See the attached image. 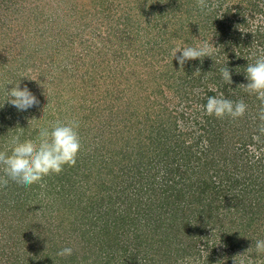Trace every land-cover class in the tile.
<instances>
[{
  "label": "rangeland",
  "instance_id": "374dc122",
  "mask_svg": "<svg viewBox=\"0 0 264 264\" xmlns=\"http://www.w3.org/2000/svg\"><path fill=\"white\" fill-rule=\"evenodd\" d=\"M91 1L87 0L86 4L89 6ZM15 4L19 6L18 9L15 8ZM74 6L78 10L86 7L84 2H73L72 0H0V102H4L3 105L9 104L6 102L8 97L5 89L10 90L19 80L21 89L26 85L39 100L38 105L26 111H20L10 105V107L8 106L10 109H7L6 113L0 114L2 116L0 119L5 115L11 118L9 125L0 124V147H10L12 137L21 132L23 133L21 140L34 139L38 135L40 127H48L50 122L57 119L78 121L82 149L77 159L86 169L91 167L98 169L100 165L103 166L102 169L99 168L100 171L88 173V177H86L88 181L85 183L89 185L90 182L93 185L95 182L102 183L107 180L105 183L109 187L108 193H111L113 200L106 202L105 205L102 203L103 205L100 206L107 207V213L109 215L115 213L116 216L117 212L118 214L121 211L123 213V203H121L120 197L123 195V191L111 189V186L117 184L123 189V178L127 181L132 180L127 170H124L127 164H125L124 158L129 148L127 138L131 139L137 133L136 123H138V127H144L143 130L149 132L145 117L151 113L156 134L159 135L165 128L160 126V122L163 121L160 115L162 111L158 114V110H168L169 118L166 122L172 123L171 127L176 131V139L181 144L188 138V142H186L188 145V143L195 142L192 138L195 139L196 135L202 132L201 125H196L195 121L199 120L203 124L205 122L203 116L196 118L194 116L196 113L192 114L197 104L190 107L186 105L185 101L179 103L178 98H182V94L175 95L172 90H165L161 93L158 86L143 83L155 82V79L158 80L156 82H172L171 74L174 73L168 68H165L164 71V68L161 67L165 64L164 62L160 63V67L156 65L154 67L157 72L160 69L164 73L168 71L170 76L157 78L155 71L151 73V67L138 65L139 61L136 62L132 59L130 51H128L130 56L127 53L129 58L127 60L123 56L121 28L120 30L111 29V19L112 21L114 19L108 17L105 10L95 18V16L80 14ZM35 7H38V10ZM96 8L93 4L89 7L90 12L96 13ZM114 8L112 1L111 10L107 11L114 14L116 16L114 22L121 25L120 19L123 14L121 15L120 12L122 11L119 12ZM119 24L116 23V26H120ZM151 30L153 29L151 28ZM159 33L161 32L157 30L153 35ZM40 43H43L42 46L37 48L36 45ZM139 60L141 61V58ZM133 68H136L135 70L139 73L138 76L130 77L126 72ZM22 76L26 77L21 78ZM129 84L134 86V96L126 95L128 90L123 93V89L129 87ZM199 84L200 82H194L193 85L201 88ZM182 87L184 86H179V88ZM155 98L156 105L151 102ZM127 113L131 115V123H128L129 128L134 130L131 135L123 133L125 125L123 117L127 118ZM31 119L33 120L29 124ZM253 122L254 118L253 120L252 117L248 119L245 115L246 129L243 130V133L238 126L229 128L230 123L227 119L218 118L214 123L217 132L223 133L222 146L224 150H229L233 156L237 154L238 164L243 166H238L237 163L233 166V170L240 176L238 177L240 183L245 182L248 186L241 195L239 189L234 190L238 199L233 201L234 210L232 209V211L235 212V217L238 219L223 222L228 230L229 226L239 230H233L226 239L218 231L220 226L211 221L214 219L210 220L207 214L202 215L206 218L199 217V221H196L194 220L197 218L196 216L191 214L189 216L190 211L194 209L189 207L186 214H183V211L181 212L179 209V214H181L179 220H174L172 227L168 226V236L172 233L171 258L164 261L163 264H235L234 257L237 255H242L236 257L238 262L242 261V264H256L255 240L264 239V141L261 139L262 136L264 137V122L256 127ZM163 126H165L164 123ZM3 132L7 133V137L4 136L5 140L1 137ZM206 143L202 141L200 146L206 147ZM140 147L139 157L144 152V148ZM100 150L106 151L107 154L111 153L114 159L113 163L108 160L107 156L102 157ZM227 160H229L228 157ZM153 163L159 162L153 161ZM163 164L167 165L165 162ZM64 167L70 168L73 175L76 178L79 177L81 172L77 170L78 165L75 168L68 165ZM163 176L164 174L159 178H163ZM47 178L49 176L44 180ZM10 182L8 186H10ZM75 185V188H79L77 182ZM6 188L0 187V197L11 193V189ZM75 188L73 187V189ZM23 189L26 190V194L21 197L25 199L27 195L36 196L35 205L29 207L28 204L26 208L28 212L16 213L11 210L12 204L20 200L21 194H18L19 191H17L14 196L10 195L12 196L9 199L11 205H6L9 207L8 213L10 214L2 217L3 220L0 221V264L7 261L6 257H10V260L15 258L13 254L11 255V250L17 249L16 243L25 242L27 244L26 254L22 255L36 253V256L43 259L41 263L44 262V264L49 260L48 250L53 248L50 245L56 242L61 245L62 249L68 247L74 251L76 248H80L82 256L92 250V253L98 251L102 260L110 261L111 264L124 262L123 241L126 242L125 240L130 237V239H134V235H128L129 232L124 230L128 229L127 225L123 227V223L120 225L118 223L115 229L105 231L103 227L106 226V221L104 222V219L97 223L89 219L91 223L89 225L95 224L92 228L93 235L90 239H81L77 232L70 234L65 230L68 229L67 226L64 228L68 219V208L56 205L55 194H49L45 186L40 187L38 184L24 186L20 192ZM80 191L81 189L78 190V193L74 191L69 194L71 204L75 203L70 210L83 214L87 210L83 208L84 201L78 196L81 194ZM84 191H86L85 197L90 193L98 195L103 192H99L97 185ZM60 195L62 196V194ZM60 195L59 197H61ZM173 195L177 197L178 193ZM136 196L138 195H135V198ZM137 200L139 203L134 204V207L143 206L145 200L142 196L139 195ZM3 203H5V199L1 202V204ZM158 203H161L160 200L156 201L154 206H160ZM180 206L182 208V204ZM165 207L163 205L164 210ZM167 208L169 209V207ZM245 209L249 210L246 216L242 215V211ZM24 214L28 215L25 217ZM248 218L253 220L252 225L249 224ZM107 219L105 217V220ZM29 220H32L31 223ZM195 225L194 230H191ZM197 225H199L198 229H196ZM101 229L102 232H105L98 236ZM15 233L18 236L10 239V235ZM131 241L133 240H129L127 244L133 246L135 241L133 243ZM108 242H113V244ZM158 244L154 243L156 247ZM135 248L137 247L135 246ZM250 248L251 250H249ZM41 251L44 256L40 253ZM142 256L144 253L141 252V255L137 257L141 258ZM70 257L71 255L66 256L68 259ZM259 259L264 260V254H261Z\"/></svg>",
  "mask_w": 264,
  "mask_h": 264
},
{
  "label": "trees",
  "instance_id": "16d2710c",
  "mask_svg": "<svg viewBox=\"0 0 264 264\" xmlns=\"http://www.w3.org/2000/svg\"><path fill=\"white\" fill-rule=\"evenodd\" d=\"M72 1L85 3L86 7L79 8V10L74 6L80 14L95 16L96 18L105 10L109 15L108 17L113 18L115 21L116 16L107 11L111 10L113 1L114 9L119 12L122 11L120 14H123L122 19H120L121 25L116 22L120 26H116V23L111 19V29L115 30L117 28L120 30L121 28V32H123V56L129 60L127 53L130 51L133 56L132 59L136 62L139 61L137 62L138 65L151 67V73L155 71L157 78L170 76L168 71L164 73L165 68L174 73L171 74L173 77L172 82H156L158 80L155 79V82L143 83L158 86L161 93L165 90H172L175 95L182 94L183 97L178 98L179 103L185 101L187 102L186 105L190 107L193 104H197L192 114L196 113L194 115L196 118L203 116L205 123L203 124L199 120L195 121L196 125H201L200 129H202V132L197 134L195 139L192 138L195 142L188 143V145H186L188 138L181 144L176 139V131L171 127L172 123L166 122L169 118L168 110H158V114L162 111L160 115L163 121L160 122V126L165 128L159 135L156 134L157 131L155 124L151 120V113H148L149 116L145 117L146 127L149 132L143 130L144 127H138V123H136L135 130L137 133L131 139L127 138L129 148L127 147L128 151L126 150L124 158L126 160L125 164L127 163L124 170H127L132 180L127 181L123 178V189L117 184L111 186V189L123 191V195L120 196L121 203H123V213H121L122 211L119 214L117 212L116 216L115 213L109 215L106 210L107 207L100 206L113 200L111 193H108L109 187L105 183L107 180L102 183L95 182L93 185L90 182L89 185L85 183L88 181V178L86 179L88 173L100 171L103 166L100 165V169L95 167L86 169L77 159L74 168L78 165L77 170L81 172L78 178L73 175L70 168L66 169L65 167L60 174L50 175L49 178L44 180L45 189L49 194L56 195L54 198L56 205H60L65 209L68 208V219L65 222V226H62L64 228L67 226L68 229L65 230L68 233L77 232L78 234H76L85 240V238H91V235H93L92 228L95 225H89L91 224L89 219L95 221V223L104 219L103 221H106V226L103 227L105 231L115 229L118 223L119 225L123 223V227L127 225L128 229L124 230L129 232L128 235H134V239H130L131 237L129 236L130 238H127L126 242L123 241L124 262L122 261L120 264H163L164 261H168L167 259H170L172 254V233L168 236V226L172 227V222L179 220L181 215L179 214V209H181V212L183 211V214L189 207L194 209L190 211L191 213H188L189 216L190 214L196 216L198 218L194 219L196 221H199V217H205L202 216L203 214H207L210 220L214 219L211 221L220 226L219 233L227 239L233 230H239L232 226H229L228 230L223 223L224 221L230 222L238 219L235 217V212L232 211V209L234 210L233 201L238 199L234 190L239 189V194L241 195L248 186H246L245 182L240 183L239 174L233 170L235 163H239L237 154L233 156L232 152L229 150L225 151L222 146L223 133L219 134L214 124L218 118L207 115L203 106L206 105L208 96L219 97L223 94L224 98L233 101L242 99L246 103L248 107L245 115L248 119L252 117L253 120L254 118L255 127L264 122L260 120V109L264 105L255 95L248 94L241 85L248 83L245 73L248 63H254L255 59L264 53V0H209V3H214L215 7L207 12L200 11L196 5V0H92L89 6L86 4L87 0ZM93 4L97 7L94 14L89 9ZM15 5V8L18 9L19 6ZM35 8L38 10V7ZM157 30L161 33L153 35ZM205 41L217 47L214 48L212 57H205L203 62L199 59L188 60L184 68L180 70L178 60L173 59L171 55L173 48L196 46ZM42 44H37V48L42 46ZM180 55L182 53L178 52L177 56ZM128 56H130L129 53ZM140 58L141 61L139 60ZM161 62L165 63L161 66L164 71L160 69L157 72L154 66H159ZM226 66L232 74L233 82L231 85L225 83L221 76L220 70ZM135 69H130L126 72L127 75L130 77L138 76L139 72ZM197 69H199L200 73L195 72ZM194 82H200L201 88L194 86ZM180 85L184 87L179 88ZM126 91V95L134 96L135 89L131 84L123 89V93ZM151 102L156 105V98ZM3 103L0 102V114L6 113L8 106L10 107L11 105H3ZM179 103L178 105H180ZM245 115L236 119L225 116L222 119L229 121V128L238 126L241 128V133H243V130L246 129V124H244ZM130 116L127 113L128 119L123 117V122L125 123L123 128L124 135H131V132L134 131L128 125V123H131ZM10 120L11 118L5 115L0 119V124H8ZM162 122L165 126H163ZM13 133L15 134V132ZM5 135L7 137L5 132L1 134L3 140L6 139ZM261 139L264 141L263 136ZM202 141L207 142L206 147L200 146ZM139 146L144 148V152H142L143 158L142 155L139 157L141 154ZM4 149L5 147H0V150ZM100 151L102 157L107 156L108 160L113 163L114 159L111 153L108 152L109 154H107L106 151ZM227 157L230 161L227 160ZM97 158H99L98 155ZM153 161H158L159 163H153ZM164 162L167 165L163 164ZM240 166L243 167L242 165ZM162 174H164L163 178H159ZM11 182L10 186H6V189H11V193L0 197V221L3 220L2 217L10 214L8 213L9 207L6 205H11L9 199L12 196L10 195L13 194L14 196L17 191H19L18 194H21L20 200L13 202L11 210L21 214L28 212L26 210L28 204L29 207L35 205L36 196L27 195L23 199L21 196L26 194V190L23 189L21 192L20 190L24 186ZM75 182L79 184V188L76 187L77 189L75 188ZM70 184L72 187L69 186ZM96 185L100 190L99 192H103L101 194L98 193V195L90 193L85 197L86 191L84 190L87 188L89 190V187ZM1 188L5 189V187ZM80 189L81 194L78 196L84 201L83 208L87 210L83 214L70 210L75 203L71 204L69 194L74 191L78 193ZM175 193H178L177 197H174L173 194ZM135 195H140L145 200L143 206L134 207V204L139 201L137 200L138 196L135 198ZM74 198L76 199V196ZM4 199L5 203L1 204ZM159 200L161 203H158V205L160 206H154L156 201L158 202ZM162 204L164 207L166 206L165 210ZM248 211V209L243 210L242 215L246 216ZM24 215L26 217L28 214ZM105 217L108 219L105 220ZM182 217L184 219V215ZM23 220L27 221L26 219ZM31 221L29 220L30 223ZM242 222L244 223V221ZM248 222L252 225L253 220L248 218ZM79 224H82V226H79ZM194 227L196 225L191 230H194ZM198 227L199 225H197L196 229ZM65 230L63 232H66ZM100 231L98 236L103 235V232H105H102V229ZM15 236H18V234H11L10 239L11 237L16 238ZM117 237L119 236L117 235ZM129 240H133L131 241L132 243L135 241L136 245L135 243L133 246L127 244ZM155 242L159 243L157 247L154 245ZM25 243H16L17 249L10 252L15 258L10 260V257H6L7 261L2 263L44 264V262L41 263L43 259L36 256V253L22 255L23 253L26 254L27 244ZM108 243L113 244V242ZM50 247L53 248L48 250L50 256H48L49 260H47L46 264H58L59 261L60 264H111L110 261L102 260L98 251H93L92 253V250H90V253L88 252V254L86 253L82 256L80 248H76L73 251V256L71 255L69 259L65 256L64 259V257L57 255L59 250H62L58 242L51 244ZM141 252L144 253V256L141 258L137 257L141 255ZM40 253L44 256L43 251Z\"/></svg>",
  "mask_w": 264,
  "mask_h": 264
},
{
  "label": "clouds",
  "instance_id": "9594fccd",
  "mask_svg": "<svg viewBox=\"0 0 264 264\" xmlns=\"http://www.w3.org/2000/svg\"><path fill=\"white\" fill-rule=\"evenodd\" d=\"M196 5L202 12L211 11L215 7V4L209 3V0H196ZM214 48L217 47L205 41L196 46L173 48L171 55L173 59L178 60L181 70L188 60L199 59L203 62L205 57H212ZM178 52L182 55L177 56ZM220 71L223 81L231 85L233 81L230 69L226 66ZM195 72L200 73L199 69ZM245 73L248 83L241 85L248 94L255 95L264 105V53L260 54L254 63H248ZM23 77L26 76L21 78ZM14 85L10 90L5 89L8 97L7 103L20 111H26L39 104L37 97L26 85L21 89L20 80ZM203 107L209 116L220 119L228 116L236 119L245 115L248 106L242 99L233 101L224 98L221 94L219 97L208 96L206 105ZM33 119L29 121V124ZM260 120L264 121V107L260 109ZM79 127V122L76 120L61 121L57 119L50 122L48 127H40L38 135L34 139L21 140L22 132L12 137L10 147L0 150V173H2L0 174V187H6L9 181L22 186L38 184L40 187H44L45 177L60 174L65 165L74 166L82 149ZM254 246L257 254L256 264H264V260L259 259V256L264 254V239L255 240ZM72 253L73 250L66 247L60 250L57 255L65 257ZM236 257H234L235 264H242V261L238 262Z\"/></svg>",
  "mask_w": 264,
  "mask_h": 264
}]
</instances>
